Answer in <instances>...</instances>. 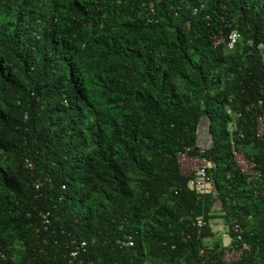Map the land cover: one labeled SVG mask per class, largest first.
<instances>
[{
  "label": "trees",
  "instance_id": "1",
  "mask_svg": "<svg viewBox=\"0 0 264 264\" xmlns=\"http://www.w3.org/2000/svg\"><path fill=\"white\" fill-rule=\"evenodd\" d=\"M233 225L264 264V0H0V264H225Z\"/></svg>",
  "mask_w": 264,
  "mask_h": 264
},
{
  "label": "built area",
  "instance_id": "2",
  "mask_svg": "<svg viewBox=\"0 0 264 264\" xmlns=\"http://www.w3.org/2000/svg\"><path fill=\"white\" fill-rule=\"evenodd\" d=\"M231 38L230 42L232 41L233 37ZM219 41V40H218ZM217 42H215L216 44ZM263 130V118L257 116L256 118V134L255 137H260ZM242 136L240 134L237 135L236 139H241ZM186 149L183 152H178L176 155L177 162L180 168L181 173H193L195 175V183L199 187H201V196L206 193L210 187L207 185L208 176L206 174V164L199 158L197 154L190 155L187 153ZM202 148L198 149V152H201ZM230 157L238 169L239 173L244 177V180L247 184H253L256 180L260 177V172L256 163L254 162L252 157H247L243 151L235 146H230ZM186 166L187 170L182 171L181 167ZM25 166L31 168V164L28 161H25ZM38 188V183L34 184V189ZM63 188V186L61 187ZM42 219V224L45 225L47 223V218L45 214L40 215ZM191 224L195 227L197 232L205 225L204 216L202 213H197L193 217L189 218ZM223 230L226 232L228 229L227 225H223ZM231 230L235 233L234 240L231 242H227L226 246L222 251L221 260L225 264H232L237 262L241 259L242 255L245 251L248 250V246L244 243H239L240 241V230L237 225L231 226ZM70 249L68 252V263H72L73 261L76 264H82L79 257L84 253L86 243L83 240L77 241L75 239L70 240ZM125 245H131V242H126ZM202 251L199 250V253Z\"/></svg>",
  "mask_w": 264,
  "mask_h": 264
},
{
  "label": "crops",
  "instance_id": "3",
  "mask_svg": "<svg viewBox=\"0 0 264 264\" xmlns=\"http://www.w3.org/2000/svg\"><path fill=\"white\" fill-rule=\"evenodd\" d=\"M198 141H199V143H203L205 141V139H202V140L199 139ZM217 221L218 222L214 223L217 226V229H218V234H217V236L215 238H217V240L222 243V242L226 241V239H225L226 236L224 235V230H223V227H222L223 224L220 222L219 219ZM207 240H211V239H207Z\"/></svg>",
  "mask_w": 264,
  "mask_h": 264
},
{
  "label": "rangeland",
  "instance_id": "4",
  "mask_svg": "<svg viewBox=\"0 0 264 264\" xmlns=\"http://www.w3.org/2000/svg\"><path fill=\"white\" fill-rule=\"evenodd\" d=\"M181 170H182V171H186V170H187L186 166H185V165L182 166V167H181ZM212 207L215 208V209H218V207H219V206H218V203L213 204ZM211 222H213V220H211ZM210 242H211V240H205L204 243H205V244H208V243H210Z\"/></svg>",
  "mask_w": 264,
  "mask_h": 264
}]
</instances>
